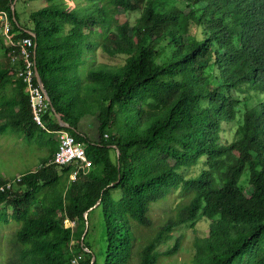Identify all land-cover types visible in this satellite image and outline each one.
<instances>
[{
    "label": "trees",
    "instance_id": "obj_1",
    "mask_svg": "<svg viewBox=\"0 0 264 264\" xmlns=\"http://www.w3.org/2000/svg\"><path fill=\"white\" fill-rule=\"evenodd\" d=\"M44 1L22 22L14 0H0V23L13 30L0 37V134L47 148L38 169L0 176V208H11L0 224H19L8 264H79L76 254L97 264L89 230L84 245L82 236L98 200L105 264H161L183 248L175 231L201 219L207 231L183 264H264V0ZM15 32L37 43L34 65L71 127L51 106L52 130L35 120ZM61 130L92 161L77 180L74 164L53 163ZM173 194L179 201L155 225L152 205Z\"/></svg>",
    "mask_w": 264,
    "mask_h": 264
},
{
    "label": "rangeland",
    "instance_id": "obj_2",
    "mask_svg": "<svg viewBox=\"0 0 264 264\" xmlns=\"http://www.w3.org/2000/svg\"><path fill=\"white\" fill-rule=\"evenodd\" d=\"M17 9L20 12L21 21L29 16V13L33 10H37L47 5L44 0H18ZM133 14H130V19L133 20ZM125 20L126 16H122ZM3 50L0 49V60L4 62L2 56ZM101 61H107L111 64L122 63V57H113L108 55H101ZM90 69V65H83L81 70L82 76H85ZM91 122V118L85 120V125L88 128ZM226 132L229 133V127L226 128ZM54 138H59L57 132H53ZM98 137V136H97ZM96 137V138H97ZM47 158V148L42 147L36 140H28L18 133L8 132L0 134V176L3 178H12L22 173L38 169L44 160ZM20 177V176H19ZM18 177V178H19ZM247 193L251 192L250 188L246 189ZM122 193L120 190L113 192L115 199H119ZM178 197V196H177ZM175 194L171 195L170 199L165 202L155 203L152 205L151 213L155 225H159L171 211L173 206L178 202V198ZM1 211H10L6 205L1 206ZM19 227V224L15 221H11L8 224H0V264H8V258L11 252L12 237L14 230ZM208 223L201 219L196 222L194 226L191 223L183 226L175 231V235L180 236L185 234L184 245L182 250L174 257H171L161 264H183L187 261L194 252L192 242L198 235L206 233ZM88 235L86 243L91 247V250L97 258V264H105V253L107 249V234L105 227V219L103 211L100 208H96L91 211L90 220L88 225ZM173 243V240H172ZM165 243L161 245V249L165 250L169 244Z\"/></svg>",
    "mask_w": 264,
    "mask_h": 264
},
{
    "label": "built area",
    "instance_id": "obj_3",
    "mask_svg": "<svg viewBox=\"0 0 264 264\" xmlns=\"http://www.w3.org/2000/svg\"><path fill=\"white\" fill-rule=\"evenodd\" d=\"M8 31L13 30H8L6 23H0V37L3 40H8ZM34 48L35 44L31 37H19L18 33L15 32V42H10V49L15 51L16 61L22 62L21 75L26 78V90L28 95H31L35 117H37L39 122L44 123L48 130H52L45 119L50 105L46 103V96L37 80L36 67L34 65ZM26 58H33V65H26ZM59 132L62 134V143H60V153L56 156L53 163L59 165L74 164L75 170L72 180H77L80 173L86 174L90 171L92 161L88 158L85 146L80 145L72 134H65L62 130ZM6 187L10 188V183ZM0 189L4 190L5 187ZM73 225L74 227L77 225L75 221H73ZM72 259H76L79 264H84V256L82 254H76Z\"/></svg>",
    "mask_w": 264,
    "mask_h": 264
},
{
    "label": "water",
    "instance_id": "obj_4",
    "mask_svg": "<svg viewBox=\"0 0 264 264\" xmlns=\"http://www.w3.org/2000/svg\"><path fill=\"white\" fill-rule=\"evenodd\" d=\"M16 3H17V0H14V2H13V4H12L13 13H14V10H15ZM14 19H16L15 16H14ZM28 32L31 33L33 36H35V33H34V32H32V31H28ZM36 46H37V43L35 44V48H36ZM36 76H37V80H38L39 84L41 85V87H42V89H43V92H44V94H45L47 100H48L49 103H50L51 109H52V111L54 112V115H55V117L57 118V120L59 121L60 125H61L62 127H67V128L71 127V126H70V123L63 119V117L61 116V114H59V113L56 111V108H55L54 105L52 104V102H51V97H50V95H49V93H48V90L46 89V87H45V85H44V82H43V80H42V78H41V76H40V73H39V70H38L37 66H36ZM114 146H115V145H114ZM118 153H120L119 150H118ZM100 203H101V200H98V202H97L93 207H91L89 210L85 211V213H84V216H85V219H86V228H85V231H84L83 236H82V245H84V239H85L86 233H87V231H88V225H89L88 217H89V212H90L92 209H94L95 207H97ZM85 250H86V251H91L88 247H85ZM95 258H96V257L93 256V261H92V263L95 261Z\"/></svg>",
    "mask_w": 264,
    "mask_h": 264
},
{
    "label": "bare ground",
    "instance_id": "obj_5",
    "mask_svg": "<svg viewBox=\"0 0 264 264\" xmlns=\"http://www.w3.org/2000/svg\"><path fill=\"white\" fill-rule=\"evenodd\" d=\"M8 29V28H7ZM27 60H28V62H26V63H28L27 65H33V62L31 61L32 60V58H27ZM21 62V61H20ZM21 64V63H20ZM19 66V65H18ZM20 66H22V65H20ZM37 66V65H36ZM22 74V69H20L19 70V76L20 77H25L24 75H21ZM26 79V78H25ZM42 92H43V89H42ZM44 93V92H43ZM46 103L48 104V102H47V99H46ZM33 113H34V117H35V112H34V110H33ZM35 120L39 123V124H41V126L42 127H44L45 129H47V126L44 124V123H42V122H39L38 121V119H37V117H35ZM63 133H65V134H69V133H67V132H63ZM61 143H62V136H61ZM60 153V152H59ZM58 153V154H59ZM57 154V155H58ZM20 180V179H19ZM21 181V180H20ZM19 182V181H18ZM10 185H11V183H10Z\"/></svg>",
    "mask_w": 264,
    "mask_h": 264
}]
</instances>
